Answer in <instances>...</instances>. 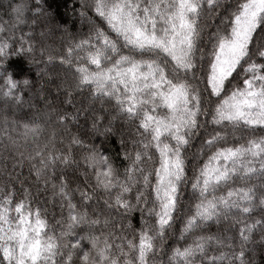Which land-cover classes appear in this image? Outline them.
I'll list each match as a JSON object with an SVG mask.
<instances>
[{
  "label": "snow or ice",
  "instance_id": "snow-or-ice-1",
  "mask_svg": "<svg viewBox=\"0 0 264 264\" xmlns=\"http://www.w3.org/2000/svg\"><path fill=\"white\" fill-rule=\"evenodd\" d=\"M89 106L120 122L115 157L78 125ZM0 156V264H193L225 248L221 220L210 264H248L264 0H0Z\"/></svg>",
  "mask_w": 264,
  "mask_h": 264
},
{
  "label": "clouds",
  "instance_id": "clouds-1",
  "mask_svg": "<svg viewBox=\"0 0 264 264\" xmlns=\"http://www.w3.org/2000/svg\"><path fill=\"white\" fill-rule=\"evenodd\" d=\"M12 70H14L21 78L30 79L34 84V87H39L40 76L34 66H29L24 60L20 59L15 62ZM71 107L72 106H70V110ZM85 112L88 114L86 116L81 114V119L78 121V125L87 134L88 142L94 144L101 151L110 152L115 157L120 151V137L122 134L120 122H117L113 126L111 132H106L104 126L107 121L104 120L102 114L96 119V127L93 128L92 120L95 118L96 113L90 110V106L85 108ZM3 164L4 159L0 156V166H3ZM24 178H28L26 173ZM44 195H47V193ZM128 220L129 222L131 221V216H129ZM230 223V221L226 222L221 220L219 224L214 223L212 226L213 231L218 232L225 238V248L217 250L214 246L210 245L208 254L206 256L195 258L193 264H210L211 258L218 255L219 251H229L227 244L231 243V241L227 240V237L230 236L231 233L227 231V228ZM116 227L119 228V222ZM245 250L249 253L247 257L248 264H264V235L257 234V236L247 244ZM224 264H228V261H225Z\"/></svg>",
  "mask_w": 264,
  "mask_h": 264
}]
</instances>
